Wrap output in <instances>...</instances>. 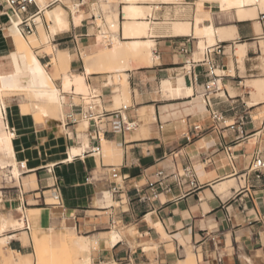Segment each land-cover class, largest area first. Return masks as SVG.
I'll list each match as a JSON object with an SVG mask.
<instances>
[{"label": "crops", "instance_id": "crops-1", "mask_svg": "<svg viewBox=\"0 0 264 264\" xmlns=\"http://www.w3.org/2000/svg\"><path fill=\"white\" fill-rule=\"evenodd\" d=\"M41 1L36 3L48 2ZM195 1L85 0L77 6L78 0H59L36 15L40 21L32 34L39 41L43 27L47 41L34 47L29 44L34 56L51 75V54L65 56L68 69L54 79L55 85L69 101L67 94L72 89L76 92V84L63 90L64 76L82 77L85 91L91 88L100 94V110L107 115L97 128L88 125L87 137L80 134L83 147L88 144L83 152L79 124L65 126L57 135L36 123L25 130L22 121L29 119L18 105L5 103L6 113L14 108V146L21 149L16 158L25 161L26 170L10 180H18L17 185L3 191L0 211L6 212L1 213L0 223L13 218L23 219L25 225V211L40 213L43 228L65 229L86 239L93 264H182L191 253L196 264H264V170L257 178L249 169L256 155L264 160V121L256 113L264 99L254 100L252 86L264 79V29L253 18L240 19L233 9L220 10L217 3L204 2L211 9L210 18L203 22L225 28V38L216 35L214 40L223 42L224 54L214 55L219 83L211 93L212 108L229 123H241L234 129L213 127L201 94L209 80L205 66L192 65L190 72L186 65L182 67L186 60L199 59L200 42L203 47L214 43L195 34ZM129 5L142 8L141 18L149 23L146 35H124V22L133 21L125 16ZM58 7L64 10L62 22L46 14ZM29 11L34 13L36 7L31 5ZM106 16L118 23L114 36L122 43L150 41L145 60L122 56L118 71L110 68V60L100 57L105 31L96 21L108 27ZM12 33L6 17L0 15V64L6 71L27 65L25 53L16 54ZM187 36L192 45L187 43L189 52L181 53L179 47ZM94 47V57L85 61ZM228 47L235 49L233 55ZM125 104L126 109H120ZM68 109L64 103L62 111ZM123 121L135 126L124 129ZM193 125L200 129L193 133ZM96 146L99 155L92 152ZM74 147L80 151L66 161L64 151ZM103 147L104 151L110 148L106 157ZM23 151L33 157L26 159ZM110 166L117 167L118 179L110 177ZM158 170L164 171V178L156 175ZM172 172L182 175L180 186ZM149 182H155L157 198L151 197ZM53 188L61 195L58 206L46 202ZM19 213L23 215L15 217ZM30 225L27 235L16 231L23 226L0 232V238L7 239L5 253L16 261L17 253L33 252Z\"/></svg>", "mask_w": 264, "mask_h": 264}, {"label": "bare ground", "instance_id": "bare-ground-1", "mask_svg": "<svg viewBox=\"0 0 264 264\" xmlns=\"http://www.w3.org/2000/svg\"><path fill=\"white\" fill-rule=\"evenodd\" d=\"M125 1H127L128 4H135V1H139V0H125ZM141 1L176 2L179 0H141ZM40 2L42 3L41 0ZM204 2L217 3L220 10L233 9L236 11L238 18L240 19H246V18L257 19L256 15L258 13L257 12L258 7L261 8L262 11L264 12V0H196L195 4L197 10L195 16V34L197 36H202L207 38L209 43L214 42L216 35L219 38H225L224 37L225 28L215 29L212 25H206L203 22L205 18H210V9H211L208 5L204 4ZM55 16L58 20H61L59 14L58 15L56 14ZM125 16L132 17L133 19L132 22H127V21L124 22L125 36H134V35L142 36L147 34L149 23L141 18L144 16V12L142 11V8L134 5L126 6ZM138 17H140V19L136 20ZM108 19L110 20L106 22L109 23L108 24L109 27H106V29L107 30L110 28L114 29V33L117 34L118 23L112 20L111 18ZM10 26H12L13 28V33L11 34V37L14 40L16 54L22 51L25 53L27 58L26 68L21 70L14 69V70L6 71L3 69V65L0 64V120H3L5 122L8 129L5 136L0 135V146L4 145L5 143L12 147L14 138L16 136L15 121H14L15 112H14V108H9L8 113H6V106L3 98L1 97V91L2 88L4 87L3 84H6L7 86H9V84H13L14 86L20 89H25L26 91H28V93L36 100V102L34 103L33 110L37 112L38 117L43 123V126L50 129L54 134H56L58 132V124L56 122V119H51V118L56 117L57 110L62 111L63 104L68 102V98L66 95L62 94L61 89L56 87L53 76L56 75V72L58 71L59 68H63L65 71L68 69V59L60 54L57 57L54 54H51V59L53 60L54 63V72L53 75L49 74L47 70L40 64L38 59L33 54H31L30 51L27 49L26 47L27 39L19 32L16 25L12 24ZM255 30L258 33H260L262 30L258 22L255 23ZM39 35L42 40L47 41V34L43 29V27L39 28ZM32 36H34V39L37 40L35 34L29 35L28 38ZM117 36H114L115 41L112 42V45H105L100 50V57L110 60L111 69L120 71V69L122 68V65L120 64L122 56H128V57L132 56L134 58L133 60H137L139 62L147 58L148 49L151 44L150 41L138 40L129 44H124L119 40ZM203 46L204 43L200 42L201 50H203L204 48ZM237 53L240 57L242 55L241 49H238ZM126 60L128 61V59ZM123 77H124L123 82L124 84H126V78L125 76ZM216 82L219 83V78H217ZM73 83L76 84V92H79L80 90H84L85 85L82 77L70 78L68 75H65L63 78V90L69 91ZM252 86L255 88L253 92L254 100L264 99V79L256 80L252 84ZM73 90L74 89H72L71 91ZM78 94H85V93H78ZM64 112L65 111H62L61 124H62ZM140 114L143 115L144 111L141 110ZM81 122L87 123L86 121H81ZM85 131L81 133L86 135ZM77 136L81 143L80 146L83 147L82 138L80 137V134H77ZM103 145H105L104 140H103ZM87 146L88 144L83 147L84 149L83 152L85 151ZM109 150L110 148L107 149V151H104V147H103V151L106 154L105 157L109 155L108 153ZM79 151L80 150L75 147L72 148L71 151L66 149L64 151L65 152L64 159L66 161L71 160L72 154L77 153ZM19 162H18V166H14L13 169V171H15L14 173L16 176H18L19 174L18 171ZM22 162L24 163V165H26L24 160ZM19 169L22 170L20 167ZM21 174L22 173L20 171V175ZM27 218H28V224L30 221H31L30 223H33L34 233L36 235L39 234L45 243H49V244L57 243L59 245L65 242H69L70 244L68 243V245H71L78 253L82 254L83 256L82 259H78L69 264H93L90 257V244L86 239L76 235L67 234L62 230H56L49 227L43 228L40 225V213L36 214L35 212L30 211L27 215ZM23 225H24L23 219H13V218L2 219L0 223V232L6 227L16 228ZM116 238L117 237H114L112 239V242H114ZM34 240H36V236L34 237ZM23 241L27 243L28 238L24 236ZM0 243L5 245L7 243V239L0 238ZM191 254L188 255V259L185 260L182 264H196L195 258ZM17 255H18V260L16 261V264H33L34 262L32 254L20 255L17 253ZM35 264H68V263L60 262L54 259L52 256H50L47 259L42 253L38 252V256H37V260L35 261Z\"/></svg>", "mask_w": 264, "mask_h": 264}, {"label": "built area", "instance_id": "built-area-1", "mask_svg": "<svg viewBox=\"0 0 264 264\" xmlns=\"http://www.w3.org/2000/svg\"><path fill=\"white\" fill-rule=\"evenodd\" d=\"M59 0H48V2L44 5H38L36 3V0H3V2H0V15H3L6 17L8 26L15 24L18 28L19 32L23 35H29L32 34L36 28V24L40 21V19H37L36 16L39 12L42 10L52 6L54 3L58 2ZM85 0H78L76 3L77 6L80 4H84ZM158 4V3H157ZM31 5H34L36 7V11L34 13H31L29 11V7ZM257 20L262 25L264 29V12L258 11L257 13ZM109 27V26H108ZM48 28V26H47ZM109 30V29H108ZM113 32L105 33V42L107 45H112L113 42ZM187 43L192 45V41L190 40V37L187 36L184 40L183 44L179 47V51L181 53H187L189 52V49L187 47ZM218 54H224V45L223 42L217 41L213 44L206 45L203 49V51L200 54V58L197 60L190 59L186 60L183 64V68L185 65L187 68H184L186 71H191V66L195 64H202L205 66V73L209 77V80L204 84V92L202 93L203 102L208 106L210 109V115L211 119L213 121V127L223 128L228 127L230 129H234L235 126L241 125L240 122H233L229 123L228 120L224 117V114L221 112H218L217 110L212 108L211 104V93L213 92V88L216 86V78L219 77V75L215 72L216 71V65H215V58L214 55ZM69 96V101L65 103V106H67L69 109L64 112L63 120H62V126H74L79 124L81 121L87 122V128L90 124L91 126L97 128L98 124L101 122V120L107 115V111L100 110V94L96 92L95 89L89 88L88 91L85 94H78L75 93L74 90L67 94ZM73 97L79 98V103L73 101ZM127 105H122L120 109H126ZM242 121V119L240 120ZM124 129H131L135 126V123H126L123 121ZM238 124V125H237ZM200 129L199 125H193L192 131L193 133ZM236 130L238 128L236 127ZM186 140H190L192 138L191 133L188 132V134L185 135ZM92 152L99 155L100 154V147L96 146L92 149ZM25 166L23 162H19V167L22 169V174L25 172ZM257 178L261 176L262 171L264 170V160L259 156L256 155L254 157V160L250 164L249 168ZM188 172V171H187ZM109 173L110 177L112 179H118L120 176H118V169L116 166H110L109 167ZM156 175L162 179L165 177L163 170H158L156 172ZM171 175L174 177V181L177 185H181V174L177 172H172ZM192 186L194 185L193 181L190 180L189 182ZM154 184L155 182H149L148 188L151 190V197L157 198L159 195V192L157 190H154ZM113 191H116L115 187L112 188ZM52 198L54 202H52V205L58 206L61 204V195L57 188L52 189ZM25 229L29 230V224L26 221Z\"/></svg>", "mask_w": 264, "mask_h": 264}, {"label": "rangeland", "instance_id": "rangeland-1", "mask_svg": "<svg viewBox=\"0 0 264 264\" xmlns=\"http://www.w3.org/2000/svg\"><path fill=\"white\" fill-rule=\"evenodd\" d=\"M113 2L116 3V1H112V3ZM155 2H158V1H155ZM104 11H106V10H104ZM258 11H262V9L258 7L257 12ZM46 14H47L48 18H52V14L53 15L59 14V16L61 17V20H58V21L62 22V15L64 14V10L61 7H58L56 12H54V11L51 13L47 12ZM105 18H106V21L110 20L107 18V16ZM255 20L257 21V19H255ZM251 22H253V21H251ZM96 23L97 24L99 23L98 25L102 26V32L105 31V33H108V32L114 33V29L110 28L109 30H107L106 27L103 26L102 21L100 19H98L96 21ZM106 23H108V22H106ZM113 35H116V33H114ZM39 38H40L39 41L35 40L34 36L26 38L27 39L26 47L30 51L31 54H33V50L31 49L29 44L34 47V46H37L39 44L38 42H41V43L46 42L45 40L41 39L40 35H39ZM113 41H115V37H113ZM103 44L107 45L105 42V39L103 41ZM234 50L232 48L228 47V53H230L231 55H233L232 51H234ZM95 51H97V48H95V47L92 48L91 51H89L90 53L91 52L92 53L89 56H86L84 58V60L86 61L88 58H93L95 55ZM200 57L201 56H199L198 58H200ZM257 61H258L259 66L262 70V65H261L260 59L257 58ZM238 64L240 65V62H238ZM240 67H241V65H240ZM52 70L54 72L53 60H52ZM64 72H65V70L63 68H59L58 71L56 72V75L53 76L54 79L58 78V77L60 78V73L64 74ZM111 75H113V82L116 83L114 73H112ZM3 85H4V87L2 88V91H1V97L4 100V103L18 105L19 109H21V111H22V114L24 116H26L27 119H29L28 122H27V120H23L21 127L26 130L33 123H36V124L43 126V123L40 120V118L38 117L37 112H35L33 110L34 103L36 102V100L28 93V91H26L25 89H20V88L14 86L13 84H9V86H7L6 84H3ZM56 87L59 88L58 86H56ZM248 90H250L249 87H248ZM80 91H82L83 93H86L88 90L87 91L80 90ZM247 96H249V95H247ZM250 96H251V94H250ZM246 100H248V98ZM75 102H78V100L76 99ZM126 104H128V103H126ZM256 107H257V110H256L257 116L260 118V121L263 122L264 121V103H261V104L257 105ZM61 116H62V111L57 110L56 111V117L51 118V119H56V122L58 124V132L55 135L62 132L63 127L61 124ZM30 121H32V122H30ZM81 123L82 122L79 123L77 131H78V134H81V136H84V134L81 132L86 130L87 123H85V122L82 124ZM263 126H264V124H263ZM7 131H8L7 125L5 123H3V120H0V135L5 136ZM52 134H54V133L52 132ZM43 140H44V138L42 137L39 141L43 142ZM86 142H87V140L85 138V143ZM20 150H21L20 148H17V150H16V148L14 146V142L12 144V147L9 146L8 144H5V143H4V145L0 146V203H1L2 199L4 198V192L3 191L4 190H11L9 186L17 185V183H18V180H15V181H10V180L12 178L16 177V175L14 173L15 171H13V169H14V166H18V161H17L18 155L16 158V152L20 151ZM23 152L26 156V159H30L33 157L32 153L28 154L26 151H23ZM105 162H108V161L105 160ZM2 166H4V167H2ZM18 171L20 172L19 167H18ZM20 176H19V179H20ZM46 202L48 204H51L52 202H54V200L52 198V194L50 196H48V199H46ZM5 212L6 211H0V215H1V213H5ZM24 214L27 216L28 215L27 211H25ZM14 215H15V217H18V216L23 215V214L19 213V215H16V214H14ZM33 227H34L33 223H31L30 235H31L32 244H33V248L31 249L33 251L32 252V256L34 259L33 264H35V261L37 260L38 252L42 253L45 256V258H47V259L50 256H52L54 259H56L60 262L68 263V264L72 263L78 259L83 258L82 254L78 253L71 245H68L69 242H65V243H62L59 245L57 243H55V244L45 243L39 234L36 235L34 233ZM8 230H10V229H8V228H7V230L5 229V231H8ZM25 230L26 229H25V225H24L21 229H17L16 231H24L25 232ZM64 230L65 229H63V231ZM4 232H3V234H4ZM25 234H26V232H25ZM35 236H36V240H34ZM3 246L4 245L0 243V264H5V263L16 264V260L13 259V257L10 255V253L9 254L5 253Z\"/></svg>", "mask_w": 264, "mask_h": 264}]
</instances>
